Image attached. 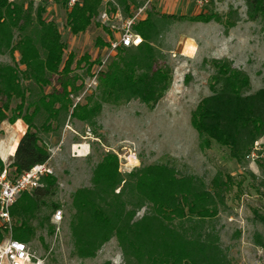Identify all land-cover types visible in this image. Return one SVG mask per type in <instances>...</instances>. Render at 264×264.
I'll list each match as a JSON object with an SVG mask.
<instances>
[{"label": "trees", "instance_id": "trees-1", "mask_svg": "<svg viewBox=\"0 0 264 264\" xmlns=\"http://www.w3.org/2000/svg\"><path fill=\"white\" fill-rule=\"evenodd\" d=\"M243 1L248 20L261 21L264 26V0ZM62 4L72 34L87 30L104 9L102 0H79L71 7L69 0H62ZM110 4L112 10L126 16L131 6L137 9L144 0ZM45 14L43 1L36 5L35 0H0V122L21 119L27 126L10 163L16 176L46 163L51 156L49 141L60 138L73 119L96 126L105 102L139 100L154 108L173 81V67L163 61L166 54L161 41L176 20L185 18L148 11L132 26L142 36V43L120 47L98 73L97 91L86 103H74L85 89L83 80L77 83L81 77L72 67L76 55H66L58 25ZM188 18L214 20L228 35L241 14L232 8L224 15L205 11ZM6 54L11 61L1 59ZM210 61L213 93L191 112V124L202 148L216 143L242 164L264 136V88L252 92L249 73L235 66L233 59L214 57ZM97 62L101 63L84 53L77 64L84 63L89 73ZM259 166L264 172V153ZM4 167L0 157V171ZM231 185V177L222 172L209 185L195 175L180 174L168 163L123 172L119 156L107 151L93 169L91 186L78 188L72 196L75 254L95 257L115 237L124 264H233L217 228ZM57 188V178L46 173L40 186L20 194L10 208L12 238L30 242L46 226L52 233L49 223L58 206L51 204L52 213L44 208L50 206L48 199ZM5 236L0 229V241ZM256 243L264 247L260 235Z\"/></svg>", "mask_w": 264, "mask_h": 264}, {"label": "rangeland", "instance_id": "rangeland-1", "mask_svg": "<svg viewBox=\"0 0 264 264\" xmlns=\"http://www.w3.org/2000/svg\"><path fill=\"white\" fill-rule=\"evenodd\" d=\"M40 1L46 6V17L53 20L61 31L66 55L70 52L76 55L72 67L81 77L77 83L83 80L85 89L74 103H86V98L97 91L98 73L116 57L117 52L111 54L109 51L111 42L119 38L125 21L134 16L137 9L131 6L125 16L120 10H112L110 2L113 1L102 0L103 11H107L108 16L102 17V11L87 30L72 34L67 26V8L62 0H35V4ZM232 8L239 10L241 20L230 29L227 37L220 23L214 20L193 21L188 18L194 15H191L192 10H172L166 8L162 0L150 2L135 20L134 24L151 10L185 15L171 25L160 44L166 54L163 61L173 67L172 84L154 108L139 100L105 102L97 116L96 126L73 119L61 138L49 141V173L57 178L58 188L48 199L50 206L44 209L52 213L51 204H56L57 209L62 210V219L59 223L54 222L55 209L49 223L52 233L46 226L39 229L29 242L41 264H124L115 237L95 257L80 258L75 254L72 236L75 214L72 196L78 188L91 186L93 169L107 151L120 155L123 172L130 171L125 164L132 160L136 167L168 163L175 166L180 174L195 175L209 185L218 172L229 175L232 185L226 193L227 207L217 220L221 243L233 264H264V247L256 243L259 235L264 239V172L259 166L264 153V136L255 143V157L246 158L240 164L230 157L225 147L216 143L210 148H202L198 132L191 124V112L203 97L213 93L211 58L233 59L235 66L249 73L252 92L264 88L263 23L248 20L243 0H212L203 12L224 15ZM106 42L107 45H103ZM187 44L194 45L193 52L187 53ZM84 53L101 62L95 63L89 73L84 63L77 64ZM15 57L19 59L18 52ZM1 59L11 61L7 54ZM53 84H57V76ZM15 127L16 123L7 119L0 122V153L4 148L11 151L19 136ZM81 141H88L91 147L85 156L71 151V143ZM11 161L9 158L3 160L14 177L16 174L10 166Z\"/></svg>", "mask_w": 264, "mask_h": 264}, {"label": "built area", "instance_id": "built-area-1", "mask_svg": "<svg viewBox=\"0 0 264 264\" xmlns=\"http://www.w3.org/2000/svg\"><path fill=\"white\" fill-rule=\"evenodd\" d=\"M77 1L79 0H69V5L72 6ZM111 1L115 2V0ZM152 1L153 0H146L143 6L137 8L136 14L125 21L123 31L119 38L111 42V47H109L111 54L117 52L122 46H138L142 43V36L135 32L132 26L138 16L145 11L147 5ZM193 1L197 7L203 11L212 0ZM107 16V11H103L102 17L106 18ZM116 154L120 158V155L118 153ZM255 155V152L252 151L247 158H253ZM135 160H137L136 157ZM125 165L130 168V170L136 167V163L132 160H127ZM49 172H51V169L46 163L38 164L28 172L14 177L11 176L7 167H4L3 170L0 171V229L3 230L6 235L5 238L0 241V264H41V259L36 256L29 242L12 238L13 220L10 208L22 192L32 191L40 186L42 175ZM53 217L54 222L59 223L62 219V210L57 209Z\"/></svg>", "mask_w": 264, "mask_h": 264}, {"label": "crops", "instance_id": "crops-1", "mask_svg": "<svg viewBox=\"0 0 264 264\" xmlns=\"http://www.w3.org/2000/svg\"><path fill=\"white\" fill-rule=\"evenodd\" d=\"M162 1L165 3L166 8L169 7L172 10H175L177 8H180L182 10H188V11L192 10L191 15H193V14L196 15V14L203 12L202 10H200L197 7V5L195 4V2L193 0H162ZM171 13H173V11ZM225 37H227V35H225ZM186 51H187V53L193 52L194 47H186ZM15 123H16L15 132L19 136L15 139V142L13 143V146L11 147L12 148L11 151L8 152V148H4L1 151L0 156L3 160H6L8 158L9 159L13 158L15 151H16V148H17V145H18V142H19V139L23 135V133L25 132V130L27 128L26 124L21 119H18ZM66 126L69 128V124H67ZM66 126H65V128H66ZM65 128H64V131H66ZM64 131L62 133V136L64 135ZM70 147H71V151H73V152L78 151L80 154H83L84 156L89 153L90 148H91L88 141L72 142ZM50 160H51V156H50L49 160L46 162V164L48 166H49Z\"/></svg>", "mask_w": 264, "mask_h": 264}, {"label": "bare ground", "instance_id": "bare-ground-1", "mask_svg": "<svg viewBox=\"0 0 264 264\" xmlns=\"http://www.w3.org/2000/svg\"><path fill=\"white\" fill-rule=\"evenodd\" d=\"M193 44V43H192ZM192 44H187L188 47H194ZM190 49V48H189ZM189 51V50H188ZM17 138V137H16ZM12 149V148H11ZM79 150V149H78Z\"/></svg>", "mask_w": 264, "mask_h": 264}]
</instances>
